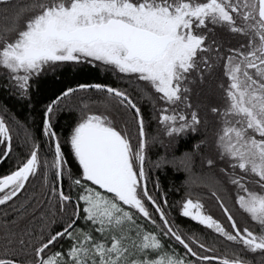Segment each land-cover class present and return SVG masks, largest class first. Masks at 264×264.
I'll return each mask as SVG.
<instances>
[{
	"label": "snow or ice",
	"instance_id": "obj_1",
	"mask_svg": "<svg viewBox=\"0 0 264 264\" xmlns=\"http://www.w3.org/2000/svg\"><path fill=\"white\" fill-rule=\"evenodd\" d=\"M13 8L10 25L0 30V69L10 82L6 86L21 98H30L34 77L58 65H110L142 84L149 98V88L161 94L159 121L170 136H176L186 129L196 131L201 122L198 110L188 103L192 74L203 80L205 73L214 75L215 69L222 106L210 110L220 125L217 151L229 165L220 171L236 189L239 208L258 222L259 231L238 222L216 190L212 195L229 222L227 227L188 192L179 201V211L214 230L218 239L240 246L233 258L194 250L193 243L211 251L196 236L186 238L173 227L163 206L170 208L169 201L158 199L159 183L148 187L146 131L137 101L111 84L77 83L44 106L42 140L26 130L21 143L27 151L7 174H0V204L10 202L40 175L50 209L39 211L38 231L28 226L19 235L5 232L0 264H251L240 252L264 253V0H30ZM217 27L237 37L238 46L226 47L221 38L213 39ZM86 89L103 93L106 108L115 101L132 113L139 135L135 151L127 127L117 126L109 115L87 110V105L62 142L55 115L63 101ZM64 142L70 145L79 171L69 168ZM12 153V131L0 115V161ZM42 153L48 155L42 159ZM188 156L182 153L165 159L190 171L185 163ZM207 164L212 166L214 160L207 159ZM250 184L259 185L261 191ZM146 201L154 206L161 223L153 218ZM23 208L21 204V212ZM79 218L86 228L77 225ZM138 220L150 222L156 230L149 231ZM57 223L63 225L60 230L53 228ZM162 236L182 245L184 254L165 251ZM63 237L70 238V246L49 254ZM13 243L20 245L25 258L7 254ZM150 252L158 254L150 258Z\"/></svg>",
	"mask_w": 264,
	"mask_h": 264
},
{
	"label": "trees",
	"instance_id": "obj_2",
	"mask_svg": "<svg viewBox=\"0 0 264 264\" xmlns=\"http://www.w3.org/2000/svg\"><path fill=\"white\" fill-rule=\"evenodd\" d=\"M8 11V14L4 17V22H1L0 30L11 23L15 9L9 7ZM209 27L212 26L209 25ZM215 33L216 36L212 38H221L226 47L238 46L240 42L237 37L230 36L219 27L215 29ZM213 72L214 75L205 73L203 80H200L196 73L192 74V81L189 83L188 103L198 110L201 122L196 131L186 129L176 136H170L159 121V111L164 103L161 94L155 89L149 88L148 90L152 93L151 98H149L145 95L144 86L140 83L127 85L124 89L134 97L142 109L147 140L145 167L151 177L147 184L149 188H153L154 184L159 183L158 191L160 195L158 199L162 202L167 198L169 201L170 208L168 205L163 206L168 211V218L173 227L178 229L186 238L196 236L208 249H211V251L201 250L193 243L194 250H197L200 254L233 258V253L240 247L239 244L227 242L223 238L218 239L214 230L179 211V201L188 192H191L193 198L199 197L201 199L209 214L220 219L227 227L229 222L226 221L212 195L214 189L225 200L238 222L250 229L259 231L258 222L251 220V217L239 208L235 201L236 189L229 183L228 176L220 171L221 168H227L229 165L226 160L221 159L215 143L220 125L217 116L210 109L222 106V90L218 87L221 82L219 73L215 69ZM112 81H114L113 78L106 73H101L97 68L90 67L85 63L71 64L69 62L56 66L52 73L47 71L38 77H34L31 80L30 98H21L16 94L13 87L6 86L10 84L9 80L0 78V115L5 117L13 135V153L6 160L0 161V174H7L16 165L17 160L27 151V146L21 143L26 130L30 131L37 141L42 140V111L55 95H58L65 87H71L77 83L110 84ZM103 99L104 94L98 90L86 89L74 92L71 97L62 102L64 106L58 110L54 118L55 129L60 133L62 142L65 141L70 129L74 127L80 117L81 108L87 105L88 109L92 107L101 109L102 113L113 117L117 126L127 127L130 143L135 151L139 141L137 121L133 118L131 112L117 105L115 101H110V107L106 108L102 103ZM152 100L156 101L155 106H153ZM183 103L181 101L179 107L182 108ZM185 111L188 110L185 109ZM62 150L69 161V168L74 172L79 171L78 161L74 159L70 145L67 142L63 143ZM182 153L189 154L185 163L190 165V171H186L184 167L174 166L171 162H166V156L179 157ZM47 155V153H42L41 158L43 159ZM207 159H213L214 164L209 166ZM237 172H239L238 169ZM68 183L65 180L64 186L67 187ZM250 187L256 191H261L259 185L250 184ZM153 194L157 195V190L153 189ZM109 195L111 194L109 193ZM41 201H43V206H41ZM21 204H24L22 212L20 211ZM146 204L149 210L153 212V218L157 219V223H161L159 214L154 212V206L147 201ZM41 210L49 211L50 209L44 195L42 177L37 175L35 178L30 179L27 182L26 189L18 193L10 202L0 204V256L5 254V232L15 231L19 235L28 226H32L38 231V213ZM69 211H71V208H69ZM57 212L59 214V210ZM34 215L37 216L35 222L33 221ZM81 219H77V225L84 227ZM6 221L8 222L7 227L5 226ZM138 222L144 223L151 231L156 230L146 220H138ZM62 226V223H57L53 228L54 230H60ZM162 242L167 250L174 249L180 255L185 252L182 245L169 240L168 237L162 236ZM68 243L69 239L63 237L49 249V254L58 250L65 251ZM27 253H31L30 248L27 249ZM7 254L21 259L26 257V253L22 252L20 245L16 243L8 247ZM240 255H243L251 264H264V253L259 250L242 251ZM27 258H30V255ZM188 258L198 259V257L193 258L191 256ZM214 264H217V262H214Z\"/></svg>",
	"mask_w": 264,
	"mask_h": 264
},
{
	"label": "flooded vegetation",
	"instance_id": "obj_3",
	"mask_svg": "<svg viewBox=\"0 0 264 264\" xmlns=\"http://www.w3.org/2000/svg\"><path fill=\"white\" fill-rule=\"evenodd\" d=\"M29 2H30V0H0V26H1V22H4V19H5L4 17L9 12L8 11L9 7L13 8V5H21L22 6V5L29 3ZM5 9H7V10H5ZM71 64H73V63H71ZM85 64L90 66V67L97 68L101 73L108 74L114 80V81H112V83H110L114 87H119V88L124 89L127 85L129 86L131 84H134L132 77H129L126 74L120 73L118 70L114 69L110 65H102L100 63L90 64V63H86V62H85ZM53 69L54 68H50L48 70V72L52 73ZM0 78H4L5 80L7 79V76H6V74H4L2 69H0ZM87 110L95 111L97 113H102L101 109H95L94 107H92L91 109L87 108ZM111 118H113V117H111ZM128 133H129V131H128Z\"/></svg>",
	"mask_w": 264,
	"mask_h": 264
},
{
	"label": "rangeland",
	"instance_id": "obj_4",
	"mask_svg": "<svg viewBox=\"0 0 264 264\" xmlns=\"http://www.w3.org/2000/svg\"><path fill=\"white\" fill-rule=\"evenodd\" d=\"M108 194H109V193H108ZM81 220H82V225H84V227H82V228H86V227H87L86 222L83 220V218H82ZM137 223H139V222L137 221ZM145 227H146L149 231H151V230L148 228V226L145 225ZM67 238H68V237H67ZM68 239H69V243H68L67 247L70 246V244H71V240H70V238H68ZM164 250H165V251H169V250H167L165 247H164ZM156 254H158V253L150 252V253H149V256H150V258H151L153 255H156Z\"/></svg>",
	"mask_w": 264,
	"mask_h": 264
}]
</instances>
